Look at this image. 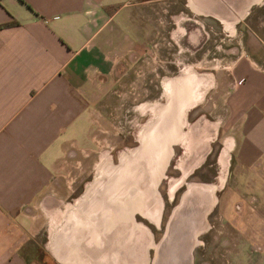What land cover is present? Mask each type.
Listing matches in <instances>:
<instances>
[{"label":"crops","instance_id":"crops-1","mask_svg":"<svg viewBox=\"0 0 264 264\" xmlns=\"http://www.w3.org/2000/svg\"><path fill=\"white\" fill-rule=\"evenodd\" d=\"M146 1L0 0V23L17 21L0 27V264H66L59 256L86 264L101 260L114 264L111 255L119 252L116 244L123 230L122 242L129 241V220L115 222L114 208H105L108 198L103 200L97 184L90 183L85 201L74 205V211L93 217L101 210L103 220L101 214L99 221L95 217L73 222L63 239L59 233L57 238L48 234L41 242L39 260L29 259L24 251L39 230L27 209L51 186L67 143L76 147L87 143L90 111L113 71L112 55L129 50L128 36L134 42L143 36ZM186 1L199 13L235 24L247 14L240 16L251 0ZM233 77L227 95L234 123L233 157L225 159L226 167L219 172L225 177L232 174L234 194L241 199V213L231 212L240 233L234 260L264 264V65L239 57ZM137 149L138 159H144L145 144ZM118 175L113 177L117 183L123 179ZM121 205L118 214L128 215ZM65 211L71 212L70 206ZM182 212L171 216L153 264H193V236L205 222L193 230L194 223H187ZM231 213L225 206L220 216ZM142 260L145 256L130 263Z\"/></svg>","mask_w":264,"mask_h":264},{"label":"rangeland","instance_id":"rangeland-1","mask_svg":"<svg viewBox=\"0 0 264 264\" xmlns=\"http://www.w3.org/2000/svg\"><path fill=\"white\" fill-rule=\"evenodd\" d=\"M143 9V36L135 42L128 36L132 43L128 51H111L114 68L92 104L87 143L82 147L67 143L51 186L27 209L39 229L37 238L24 248L29 259L41 258V242L48 240V234L57 238L59 233L63 239L73 222L94 221L95 217L99 221L101 214L103 220L101 210L90 217L73 208L81 199L85 201L84 190L91 183L97 184L103 200L115 202L105 204L106 209L114 208L115 222L130 219L127 213L118 214L123 208L121 199L123 212L143 201L155 211L153 220L135 215L144 226L145 261L132 263L153 264L171 216L188 203L189 195L200 187L197 183L218 184L219 158L226 141L232 148L224 157L232 161L234 123L229 119L227 95L234 85L239 57L264 65V0H256L235 24L199 13L186 0H147ZM141 136L151 145L139 160L135 150L142 145ZM124 169L128 176L121 181L129 179L126 184L136 187L131 194L130 187H119L113 180ZM140 174L145 184L142 179L136 185L133 181ZM203 188L215 201L204 229L193 236V264H238L234 254L240 233L234 228L235 214L231 212L241 213V199L234 194L233 176L226 174L212 193ZM68 206L71 212L65 211ZM225 206L231 214L223 218L220 211ZM132 234L139 235L134 229L130 230L133 238ZM68 249L66 246L69 254ZM131 251V260H137V251L132 247ZM115 255L111 257L116 259Z\"/></svg>","mask_w":264,"mask_h":264},{"label":"bare ground","instance_id":"bare-ground-1","mask_svg":"<svg viewBox=\"0 0 264 264\" xmlns=\"http://www.w3.org/2000/svg\"><path fill=\"white\" fill-rule=\"evenodd\" d=\"M253 1H256V0H251L247 4V7L242 11V13L240 14V16H242V15H244V13L246 14V12H248L249 4L252 3ZM193 8H195V7L193 6ZM141 141H142V145L145 144L146 147L148 145L150 147V143H149L147 137L144 138L143 136H141ZM228 148H229V143L228 142H225L224 147H223V149H222V151L220 153V158H219V162L221 164L222 170H223V167L224 168L226 167V163L227 162L225 161V157L224 156L227 155ZM137 150L138 149H136L135 151H137ZM131 154L133 155L134 153H130V155ZM124 158H125V156H122L120 159L123 160ZM126 158H128V155L126 156ZM123 176H128V173L125 171V169L122 170L121 173L118 175V177H123ZM141 176H142L141 174L138 175L139 178H137L135 181H133L134 183H136V185H138L139 184V181H141L142 179H143L142 180L143 182L142 181L141 182L145 184V182H144L145 179L143 177H141ZM224 179H225V173L222 171L221 174H220V176H219V179H218V184L221 185L222 182H224ZM128 180L129 179H125L124 181H120L117 186L124 185V186H127L128 188L130 187L129 190H128V192H129V194H131V192H134L136 190V187L134 185L128 186L129 183L126 184V182ZM130 183H131V181H130ZM197 184L200 187H204V186L207 187V189H209V191H211V193H212V190L215 191L217 189V187H218V184H214V183H212V184L197 183ZM153 186H154V183H152V185L150 186V188H153ZM208 201H209L208 207H207V209H204L203 214H205L208 210H210L211 206L213 205V203L215 201L214 196L212 194H211V198H209ZM122 202H124V200L121 199V204H123ZM107 203L108 204L110 203L109 200H107ZM194 204H195V206H191V204L189 203L186 209L184 207V210H183V212L181 214V216L185 218V220H186L187 223H189L190 220H194V217L191 218L192 215L198 214L197 213V210H198L200 204H198L197 202H195ZM110 205H113V202H111ZM200 207H202V206H200ZM149 209L150 208L148 207L147 203L145 201H143V202H140L139 207L134 208V209H132V210L129 211L128 216L131 219V220L129 219V223L130 222L131 223L128 226L129 227H132L130 229L137 230V232H138L139 235L137 237L136 236L137 234L135 236L132 234L134 236L133 238L130 236L129 241H123L122 242V240H124V236H125V231L123 230V234L120 237V241L117 242V244H116L118 246L119 252H115L116 253L115 256H117L116 257L115 264H120V262L121 263L124 262V264H129L130 262L136 261V260H131V258H130V256L132 255V251L130 252V248L131 247L133 248L134 251H137V253H136L137 254V258H140L142 256V247H143V243H144L143 240L145 239V237H144L145 235H144V233H143L144 231L141 229V227H144V226H143V224L139 223L136 220L135 215H136V213H138V214L140 213L141 215H144L145 217H148L149 219L153 220L154 219V216L156 215L155 214V211H152V210H149ZM200 213H201V209H200ZM195 217H197V216H195ZM128 226H126L125 228L127 229ZM204 227L205 226H203L202 228H200V230H203ZM134 232L135 231H133V233ZM142 236H143V238H142ZM116 245L114 246V249L117 248ZM59 259L61 261H63V262H66V263L86 264L84 261L83 262H80V261H77V260L74 261L72 259H67L65 257H60V256H59ZM102 261H104V260H101L99 263H94V264H101ZM88 264H90V263H88Z\"/></svg>","mask_w":264,"mask_h":264},{"label":"water","instance_id":"water-1","mask_svg":"<svg viewBox=\"0 0 264 264\" xmlns=\"http://www.w3.org/2000/svg\"><path fill=\"white\" fill-rule=\"evenodd\" d=\"M196 189L197 190H193L191 195H189L188 203H185V205L181 206L178 209V212L183 211L184 207L186 209L189 203L191 204V206H195V204H194L195 202H197L198 204H200V206H202V207L199 206V208L197 210L198 214L191 216V218L194 217V221L190 220L192 223H194V227H193L194 229L193 230H197V228L202 224V221H204V218L202 219V217L204 216L203 211H204V209H207V207H208L207 203H208V199H209V194L207 195V192L203 187H199ZM200 209H201V213H200ZM195 216H197V219Z\"/></svg>","mask_w":264,"mask_h":264},{"label":"trees","instance_id":"trees-1","mask_svg":"<svg viewBox=\"0 0 264 264\" xmlns=\"http://www.w3.org/2000/svg\"><path fill=\"white\" fill-rule=\"evenodd\" d=\"M15 23H17L16 20H11V21H9V22L0 23V27H2V26H6V25H9V24H15Z\"/></svg>","mask_w":264,"mask_h":264},{"label":"flooded vegetation","instance_id":"flooded-vegetation-1","mask_svg":"<svg viewBox=\"0 0 264 264\" xmlns=\"http://www.w3.org/2000/svg\"><path fill=\"white\" fill-rule=\"evenodd\" d=\"M168 84H170V83L167 82V85H168ZM170 94L172 95V91L170 92Z\"/></svg>","mask_w":264,"mask_h":264}]
</instances>
